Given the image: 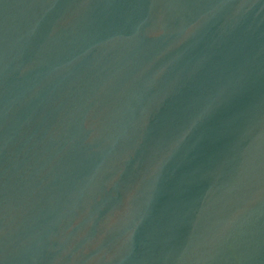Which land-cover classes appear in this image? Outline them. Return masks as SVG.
<instances>
[{"label":"water","instance_id":"1","mask_svg":"<svg viewBox=\"0 0 264 264\" xmlns=\"http://www.w3.org/2000/svg\"><path fill=\"white\" fill-rule=\"evenodd\" d=\"M0 264H264V0H0Z\"/></svg>","mask_w":264,"mask_h":264}]
</instances>
